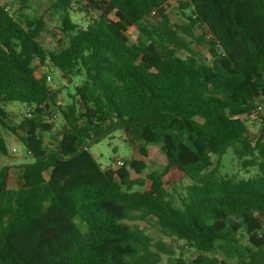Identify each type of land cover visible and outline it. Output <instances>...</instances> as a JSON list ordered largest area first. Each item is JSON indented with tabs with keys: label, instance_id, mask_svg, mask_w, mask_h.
Returning a JSON list of instances; mask_svg holds the SVG:
<instances>
[{
	"label": "trees",
	"instance_id": "1",
	"mask_svg": "<svg viewBox=\"0 0 264 264\" xmlns=\"http://www.w3.org/2000/svg\"><path fill=\"white\" fill-rule=\"evenodd\" d=\"M33 1H0V124L26 104L8 129L30 159L0 168V264H175L179 243L197 251L181 264H264V0H181L183 23L169 0H51L41 15ZM51 67L77 82L66 107ZM118 131L131 154L103 167L91 146ZM150 145L164 169L133 178ZM228 148L256 175H223ZM149 219L162 239L135 224Z\"/></svg>",
	"mask_w": 264,
	"mask_h": 264
},
{
	"label": "rangeland",
	"instance_id": "2",
	"mask_svg": "<svg viewBox=\"0 0 264 264\" xmlns=\"http://www.w3.org/2000/svg\"><path fill=\"white\" fill-rule=\"evenodd\" d=\"M1 2H5L6 0H0ZM51 0H35L31 4V9L27 12L30 14H44L47 13L48 4ZM181 0H169L170 8L169 15L171 20L174 23H183L185 21L184 15L182 14L179 6ZM17 4V3H16ZM11 5L12 9H17V5ZM47 18V14H46ZM76 21L83 23L82 20L77 16L75 17ZM206 39H210V36L206 37ZM40 43L43 45L45 49L54 50L56 48V43L48 34H43L40 39ZM132 41H135V38H132ZM191 47L198 53L210 57L208 53V47L205 44H200L194 42L191 44ZM187 53H183L185 56ZM47 74L51 77V80H48V84L55 89H60V94L57 100L58 105L66 107L70 103L69 94L73 93V85L68 84L66 80L62 77L61 73L54 68H48ZM262 110L260 114L264 113V101L261 103ZM26 104L21 103H8L4 106V109L7 113L6 122L7 127H4L0 124V136L3 137L6 141L7 147L9 149V155L3 158L0 163V168L4 165H8L11 167H15V165H19L23 162L30 161L28 157V153L25 150V147L19 142L16 136L8 129V127L16 126L23 118L26 113ZM54 120L59 123L61 121V117L59 114H56ZM251 136L257 134L258 127H251ZM46 143L49 141L48 135L45 136ZM91 154L95 157L97 162L101 164V166H109L114 161V167L118 168L117 161L123 160L125 161L131 154L130 147L125 140L124 134L121 131L115 132L112 135L102 139L100 142L93 144L91 146ZM137 159H142L146 162L147 168L141 175H133V178L141 177L143 179L146 178V175L152 172H161L166 163L167 159L164 153L160 150L157 145L149 146V156L148 157H136ZM217 157H212V161L215 163ZM221 173L223 175H228L230 177H234L236 179L246 180L248 178L253 177L257 173V169L255 167L249 168L248 170H244L241 168L238 159L234 155L232 148H228L225 153L221 157ZM190 184L188 179L183 180L180 184H178L174 190L171 191V199L177 204H180L181 198L186 196V186ZM150 186V182L146 181L144 186H136L134 189L136 191H145L148 190ZM129 224H133L132 222H127ZM155 220L149 219L147 222H136L135 224L139 225L141 228H144L148 235H150L154 240L162 239V235L156 230L154 227ZM164 241L167 244H170L171 240L168 238H164ZM181 248H185L183 251L176 250L175 252V264H181L180 261H188L193 259L197 255V251L193 248H186L183 246V243H179ZM167 258L164 257L162 264H166Z\"/></svg>",
	"mask_w": 264,
	"mask_h": 264
},
{
	"label": "built area",
	"instance_id": "3",
	"mask_svg": "<svg viewBox=\"0 0 264 264\" xmlns=\"http://www.w3.org/2000/svg\"><path fill=\"white\" fill-rule=\"evenodd\" d=\"M183 1H186V0H183ZM47 80H51V77L48 75L47 76ZM259 109H261V107H259ZM124 163H125V161H123V160H118L117 161V166L118 167H122L123 165H124Z\"/></svg>",
	"mask_w": 264,
	"mask_h": 264
}]
</instances>
